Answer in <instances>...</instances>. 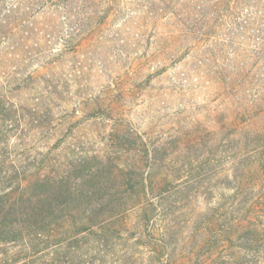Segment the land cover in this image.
<instances>
[{
  "label": "rangeland",
  "instance_id": "rangeland-1",
  "mask_svg": "<svg viewBox=\"0 0 264 264\" xmlns=\"http://www.w3.org/2000/svg\"><path fill=\"white\" fill-rule=\"evenodd\" d=\"M260 54L264 0H0V197L18 205L22 192L37 193L38 178L113 160L114 130L141 136L158 149L159 173H174L177 264H207L195 230L207 218V127L218 129L207 74H254ZM263 124L264 115L255 129ZM127 226L133 240L145 230L139 208ZM29 253L0 245V264L59 259L51 248L35 261Z\"/></svg>",
  "mask_w": 264,
  "mask_h": 264
},
{
  "label": "trees",
  "instance_id": "trees-1",
  "mask_svg": "<svg viewBox=\"0 0 264 264\" xmlns=\"http://www.w3.org/2000/svg\"><path fill=\"white\" fill-rule=\"evenodd\" d=\"M260 69L207 74V107L219 103L208 115L218 129L207 127V218L195 228L204 235L197 250L207 247V264H264V124L255 129L264 115ZM221 133L227 137L218 139ZM108 142L113 160L92 157L63 175L38 178L37 193L26 197L25 189L18 205L0 197V245L25 244L34 261L54 249L59 259L52 264H177L174 173H159L158 149L144 137L114 130ZM138 154L153 159L151 167L141 166ZM137 208L145 230L133 240L127 214Z\"/></svg>",
  "mask_w": 264,
  "mask_h": 264
}]
</instances>
